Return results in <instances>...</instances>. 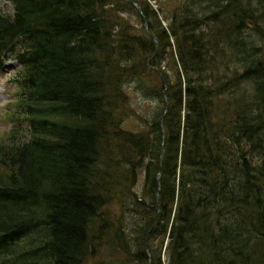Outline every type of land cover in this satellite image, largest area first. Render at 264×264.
I'll return each mask as SVG.
<instances>
[{
    "label": "trees",
    "instance_id": "1",
    "mask_svg": "<svg viewBox=\"0 0 264 264\" xmlns=\"http://www.w3.org/2000/svg\"><path fill=\"white\" fill-rule=\"evenodd\" d=\"M1 1L0 264H264V0Z\"/></svg>",
    "mask_w": 264,
    "mask_h": 264
},
{
    "label": "rangeland",
    "instance_id": "2",
    "mask_svg": "<svg viewBox=\"0 0 264 264\" xmlns=\"http://www.w3.org/2000/svg\"><path fill=\"white\" fill-rule=\"evenodd\" d=\"M173 1L174 2H172V3H175V0H173ZM151 4H153V6H155L153 1H151ZM0 11L3 13L9 14V15H12L14 12L13 6L10 2L1 1V0H0ZM130 21L133 24L136 23L134 17L131 18ZM162 22L164 25L167 23L163 19H162ZM135 25L137 26L139 24L136 23ZM254 38L256 40L255 41L257 44L256 46H261L262 48H264V40H261L259 38V36H255ZM154 57H155V55H153L152 58L150 57L151 60ZM150 58H149V60H150ZM1 59L3 61V65L0 67V140L7 136L6 132L12 126V123H10L8 120L7 111L9 108L12 109V107H9V106L12 103V101L15 99V94H14L15 89H14L13 79H14V76L16 75L17 70L19 69V65L12 58L9 59L7 57V58H1ZM146 63L148 65V68L151 69L152 71H154L155 73H157L158 77H160V79H162V77H164V79L166 81V77L162 73V69L157 68L156 66H152L148 61ZM229 67L231 70L230 72H232L233 70L234 71L239 70V65H236L233 63H229ZM166 84L164 85V83H163V94L165 93ZM245 89L248 90L249 87L245 86ZM249 92L250 91H248V93ZM248 93L246 94L247 98L249 96ZM166 102H167V100L165 99V104H166ZM133 106H134V108H136L139 115H142L143 117H146V118H149L151 116V114L153 113V111H155V109L157 108V105L154 102H144V101H137V103H135V105L133 104ZM129 120H130L129 123H127L125 127L129 128V129H139L140 127H142L143 123L140 122L138 119H136L134 116L131 117V119H129ZM142 184H143V176L140 175L139 178H137V181L135 182L133 189L136 190L137 193H140ZM109 211H111L112 215L120 213L119 208L117 206H111Z\"/></svg>",
    "mask_w": 264,
    "mask_h": 264
},
{
    "label": "water",
    "instance_id": "3",
    "mask_svg": "<svg viewBox=\"0 0 264 264\" xmlns=\"http://www.w3.org/2000/svg\"><path fill=\"white\" fill-rule=\"evenodd\" d=\"M125 1H126L127 3H129V4H131L132 6H134L135 9L137 10V12H138L139 14H141V16L144 18V27H145L146 30H148V24H149V22H148V19H146V18L143 16V14H142V9H141L140 5H139L137 2L133 1V0H125ZM149 34H150V37H151L153 40H155V36H154V34H152V33H149ZM157 47H158V46H157V44H156V46H155V50H154L152 56L156 54ZM152 56H151V58H152ZM151 58H150V59H151ZM147 61H149V59H148ZM162 80H163V83H164V85H165V84H166V81H165L164 77H162ZM167 108H168V104H167V102H166V104H165V109H164V112H163V115L161 116V118H160V120H159V123H160L161 128H162V119H163V116H164L165 113H166ZM162 158H163V152L161 151V152H160V162L162 161ZM160 171H161V170H159V172H158V174H157V177H156L157 180H158V178H159L158 175H159ZM153 225H154V224H153ZM153 225L150 227L149 230H151V228L153 227ZM147 235H148V234H146V236H147ZM145 246H147V245H146V238H145ZM148 264H149V263H148Z\"/></svg>",
    "mask_w": 264,
    "mask_h": 264
}]
</instances>
